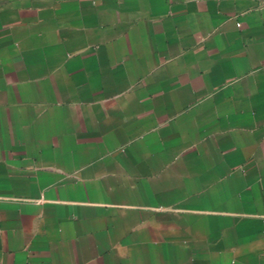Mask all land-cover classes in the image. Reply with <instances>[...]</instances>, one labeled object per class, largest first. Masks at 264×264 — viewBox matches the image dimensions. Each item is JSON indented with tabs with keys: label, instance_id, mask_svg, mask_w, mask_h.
Wrapping results in <instances>:
<instances>
[{
	"label": "crops",
	"instance_id": "obj_1",
	"mask_svg": "<svg viewBox=\"0 0 264 264\" xmlns=\"http://www.w3.org/2000/svg\"><path fill=\"white\" fill-rule=\"evenodd\" d=\"M0 264H264V0H0Z\"/></svg>",
	"mask_w": 264,
	"mask_h": 264
}]
</instances>
